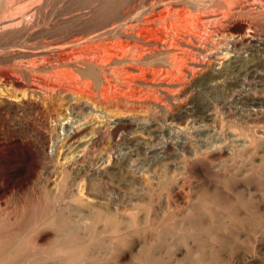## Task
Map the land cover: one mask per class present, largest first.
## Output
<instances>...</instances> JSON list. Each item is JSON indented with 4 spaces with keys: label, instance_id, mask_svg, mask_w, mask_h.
<instances>
[{
    "label": "rangeland",
    "instance_id": "obj_1",
    "mask_svg": "<svg viewBox=\"0 0 264 264\" xmlns=\"http://www.w3.org/2000/svg\"><path fill=\"white\" fill-rule=\"evenodd\" d=\"M42 1L37 2L39 4L30 3L26 8L40 4L42 7L45 6L41 11L42 17L47 19L44 26L52 28L54 23H58L59 27L54 30L56 31L54 41L57 38L56 42L60 44H67L63 43L68 42L65 39L77 31H86L97 23V25L105 23L111 15L115 17L124 8L123 0H100L102 5L97 15L85 17L82 11L93 0ZM245 33L246 25L243 24L237 34ZM2 36H0V71L13 73L14 67L19 66L18 64L27 65L28 62L29 64L33 62V57L30 56L23 54L22 56L19 53L8 54L11 49L25 45V38ZM224 43L223 38L217 44L212 43L214 57L206 53L200 58L205 64L206 71L217 66L225 69L230 78L206 91L198 88L194 95L205 105L210 104L214 117L204 118L200 113H195L193 117H189L194 119L192 122L195 126L191 121H188L184 128L178 127V129L177 125L167 124L163 131L155 133L145 130L142 119L148 116L142 115L141 111L136 113L134 118L128 115L118 116L116 119L107 117L111 123L118 120L117 122L123 121L122 123L133 122V125L129 128H118L112 137L111 145L107 140L95 143L88 149L89 152L84 159L86 163L95 166L103 160L102 165L107 163L111 165L116 161L119 166H123L121 173L124 178L119 173L118 176H113V179L109 177L111 180L108 177L100 179L96 177L91 180L85 177L74 180L70 175L71 168L68 169V165H61L62 159L58 165V148L84 119L79 112L67 111L66 107L70 104L71 98L49 102L36 98L17 100L9 89L1 91L0 251L2 253H0V264H18L20 261L19 264H26L27 256H31L37 264H61L60 256L73 254L79 247L86 248L84 253L106 255L107 264H203L207 259L209 264H264V170H261L264 153H261L259 168L258 157L253 160L254 166L244 158L239 157L234 160L235 158L230 157L228 153L218 152L208 154L205 159L200 158L196 168L192 169L188 166V160L194 150L196 152L199 150L197 153L201 154L211 146L210 142L216 143L215 138L227 137L232 130L238 133L259 129L260 135L264 136V82L250 79L242 71L251 59L256 56L264 57V53L256 52L245 44H239L235 48H230L226 57L221 55L227 48ZM75 46L79 47V45ZM250 84H253L252 87ZM41 104L45 107L44 114L35 109V105ZM83 111L87 117L90 116L88 108H84ZM104 113L105 110L103 116ZM67 114H70L69 119H65ZM194 128H197V131ZM209 135L213 137L209 138ZM206 136L207 141L203 139ZM178 137H181V140ZM130 138L140 140L141 146L130 145ZM186 138L189 140L190 148L181 145ZM135 148H139L138 151L142 156ZM190 149L191 151L188 152ZM159 155L164 159L159 158ZM184 155L187 161L184 157H179ZM95 161H99V164ZM168 161H171L169 169L164 170L163 168H166L164 163L167 164ZM161 162L163 165L160 164ZM63 170H68L64 177L54 174ZM130 179L132 184L129 182ZM163 183L166 184L162 185ZM122 190H126V195ZM78 192L80 195H77ZM74 197H84L83 199L89 197L88 199L98 206L106 205L105 208L110 209L116 221L110 223L96 221L95 224H84V227L83 223L57 225L58 211V215L64 211L62 213L72 216L71 218L76 217L75 220L77 217L81 218L83 210L72 208L76 203L72 201V205L70 199ZM127 209L132 213H127ZM124 213L129 215L128 218L122 215ZM52 214L56 217L55 220ZM4 252L7 254H3Z\"/></svg>",
    "mask_w": 264,
    "mask_h": 264
},
{
    "label": "bare ground",
    "instance_id": "obj_2",
    "mask_svg": "<svg viewBox=\"0 0 264 264\" xmlns=\"http://www.w3.org/2000/svg\"><path fill=\"white\" fill-rule=\"evenodd\" d=\"M40 1L42 0H0V36L3 37L2 35H4L7 37L9 35L18 39L23 37L25 38L24 42H26L24 43L25 45L19 47L20 49H11L12 51H8V54L13 55L19 53V55L23 54L33 57V62L29 60L32 63L29 64L28 62L27 65L18 64L19 66H15L13 73L0 71V92L9 89V92L17 100L36 98L40 101L43 100L46 102L48 100L49 102L53 100L65 101L67 98L68 100L71 98L70 104L66 107L67 111L69 110L70 113L79 112L84 119L81 125L69 133L62 145H59L57 160L58 165H60L62 159L61 165H68V169L71 168L69 169L71 170L70 175L74 180L85 177H89L90 180L96 177L97 179L98 177L99 179L102 177L112 178L113 176H118L119 173L122 175L121 171L123 170V166H119L116 161H113L111 165H108V163L102 165L104 164V160L101 162L99 160L98 162L100 164L95 161L99 164L95 166L94 164L86 163L84 159L87 152H89L88 149L95 143L98 144V141L103 142L107 140V143L111 145L113 142L112 137L118 128H129V126L132 127L133 125V122L122 123L123 121L117 122L118 120L116 121L117 123H111L110 119H116L118 116L125 115L134 118L136 113L141 111L142 115L148 116L146 119L145 117L142 119V123L146 127L145 130L149 133H155L161 130L163 131V128L167 124L177 125V129L178 127L184 128L188 121L192 122L194 120L189 117H193L195 113H200L204 118H211L213 115L209 107L210 104L205 105L201 100L197 99L198 97L195 98V92L198 88L205 89L206 91V89L217 86V84L227 81L230 78L228 77V72L224 71L225 69L218 68L217 66L212 67L209 71L205 70V64L201 61L200 57L206 53L214 57L211 47L212 43L215 42L217 44L223 38L227 48L221 53L222 56L229 54V50L239 44H245L256 52L260 51L264 53V0H123L124 8L122 11H118L119 13L115 17L111 15L112 18L110 17L109 20L104 19V21H107L103 24L99 23L100 25H97V23L96 26H92L87 30L85 28L86 31L80 30L75 32L65 39L68 42H63L67 44L57 43V38L54 41L56 34L54 30L58 26V23H54L52 28L44 26L47 19L45 20L42 17L41 11H43L42 8L44 9L45 6L42 7L40 4L26 8L30 3H41ZM42 2H45V0ZM101 5L100 0L90 1L85 8L83 7V16H96ZM18 10L21 11L17 12ZM116 11L114 12L115 14L117 13ZM61 18L59 19L60 22ZM243 24L246 25V33L244 35H238L237 31ZM71 45H74V47ZM75 45H79V47ZM245 65V68L242 70L245 75L250 77V79L264 82V57L256 56ZM23 77L26 79L24 80ZM193 80L195 81L192 84ZM230 92L232 93V91ZM41 105H35V109L37 108L39 112L44 114L45 107ZM84 108L89 109L91 117L86 116V113L83 111ZM104 110L105 116L102 115ZM69 115L67 114L65 119H69ZM111 124H114V127ZM62 126L64 127V124ZM196 127L199 128V126ZM197 128H194L195 131H197ZM186 130L188 131V129ZM109 131L111 132L109 133ZM250 131L237 133L235 130L234 132L232 130L227 137L215 138L214 141L216 143L212 144L210 142L211 146H208L201 154L197 153L199 150L197 152L195 150V152L193 151L192 157L188 160V166L192 169L196 168V163L200 158L205 159L208 154L218 152L228 153L230 157L235 158L234 160L239 157L244 158L245 161H249L252 164L254 158L258 157V160L260 158V162L257 165L259 168L261 166V153H264V136L260 135L259 129L253 132ZM207 136L203 138L206 141ZM210 136L209 138L213 137ZM180 138L178 137V139ZM129 144L138 147L142 143L140 140L132 138ZM181 145L183 147H189V140L186 138L182 141ZM202 146L204 147V145ZM135 149L139 153V148ZM184 151L186 152V150ZM133 152L135 153V151ZM145 154L147 153L145 152ZM179 157H184L186 160L185 155ZM127 158L130 160L129 157ZM159 158L164 159L162 155H159ZM170 162L168 161L167 164L164 163L166 167L163 168L164 170L170 166ZM181 167L183 168V166ZM262 169L264 170V161L262 162ZM164 170L163 175H165ZM66 172L68 170L56 171L54 174L56 173L59 177H64ZM258 174L260 173L258 172ZM126 175L124 176L126 177ZM159 175L157 176L159 177ZM122 178H124L123 175ZM121 180L123 182V179ZM166 181L169 182L168 180ZM129 182H132L131 179ZM164 184L166 183L162 185ZM118 188L122 189L123 187ZM119 192L121 194V190ZM128 193L130 192L128 191ZM77 195H80V193L78 192ZM94 197L99 198L97 196ZM83 198L74 197V199L72 198L73 200H69L72 205V201L76 203L72 208L76 207L75 209L83 210L84 213H81V218L79 217L78 219L77 217V220H75L76 217L75 219L74 216L71 218L72 216L62 213L64 211L58 215L59 211L57 210L58 213L54 211L57 214V219L54 216L55 213L54 215L52 214L55 217L54 220L56 219L57 225L83 223L82 226L84 227V224L96 223V221L108 223L116 221V217L109 211L110 209L107 210L105 208L106 205L104 207L98 206V204L90 201L88 199L89 197L87 199ZM128 210L130 209H127V213L129 212ZM122 215L126 216V218L129 216L125 213ZM85 250L86 248L79 247L73 254H63L59 260L62 262L61 264L108 263L106 255L88 254L84 253ZM7 252L3 254H7ZM26 259V264H33V262L37 264L31 256H27ZM207 260L203 261V264H209Z\"/></svg>",
    "mask_w": 264,
    "mask_h": 264
}]
</instances>
